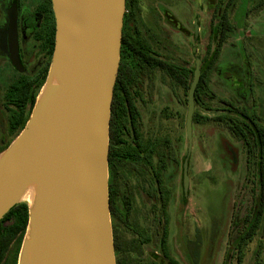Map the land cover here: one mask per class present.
Instances as JSON below:
<instances>
[{
    "label": "flooded vegetation",
    "instance_id": "obj_1",
    "mask_svg": "<svg viewBox=\"0 0 264 264\" xmlns=\"http://www.w3.org/2000/svg\"><path fill=\"white\" fill-rule=\"evenodd\" d=\"M173 2L156 0L155 11L146 6L150 12L146 16L139 0H134V10L126 6L125 0L119 65L124 87L133 96L137 116L133 128L128 123L121 128L118 140H111L109 134L108 200L115 264H180V260L197 264L200 257L202 236L198 229L194 230L192 238L186 237V233L180 236L181 256L173 253L170 231L174 220L170 204L174 188L173 185H166L164 180L171 154L169 150L159 154L158 134L141 127L140 106L143 104L140 105L139 101L142 92L160 87L173 93L175 87H181L186 91L187 112V91L195 61L198 60L199 75L193 96L192 121L199 123L198 120L208 118L198 113V106L205 112H217L213 120L223 124L237 140L245 154L246 167H249L251 143L256 145L257 155L262 151L259 148V138L264 139V126L259 124L261 118L238 100L217 98L214 92L209 91L208 85L211 74L215 72L214 65L221 46L232 30L230 11L233 19L238 14L246 17L247 13L234 8L235 0L234 6H208L207 0H198L196 16L190 19L187 29H182L189 38V44L181 47L174 42V32L175 27H182L162 7ZM263 4L264 0H257L254 6ZM207 9L211 10L209 18ZM54 34L51 0H0V130L4 128L6 134L0 142V152L19 133L23 127H19V121L32 109L47 75ZM213 54L216 57L208 75V59ZM234 90L243 89L236 85ZM186 155L187 139L180 165V209L185 207L188 199L190 153L186 162L188 182L185 187L183 162ZM120 167L126 168L127 172L123 171L122 175ZM132 178L135 180L132 181ZM253 180L251 186L257 184V179ZM196 249L197 262H193ZM131 254L136 258L129 263L128 255Z\"/></svg>",
    "mask_w": 264,
    "mask_h": 264
},
{
    "label": "water",
    "instance_id": "obj_2",
    "mask_svg": "<svg viewBox=\"0 0 264 264\" xmlns=\"http://www.w3.org/2000/svg\"><path fill=\"white\" fill-rule=\"evenodd\" d=\"M51 5L55 34L46 78L24 126L0 152V219L27 204L16 264H115L107 164L125 0ZM198 75L196 60L187 91L185 187Z\"/></svg>",
    "mask_w": 264,
    "mask_h": 264
},
{
    "label": "rangeland",
    "instance_id": "obj_3",
    "mask_svg": "<svg viewBox=\"0 0 264 264\" xmlns=\"http://www.w3.org/2000/svg\"><path fill=\"white\" fill-rule=\"evenodd\" d=\"M139 1L144 7V15L150 13L146 6L155 11L156 0ZM207 2L208 6H214L216 0ZM256 2L257 0H235L234 8L238 7L247 16L238 14L233 19L230 11L232 30L221 46L214 65L215 72L211 74L208 85L209 91L214 92L217 98L238 100V103L260 117L259 124L264 126V4L254 6ZM162 7L182 27H175V44L181 47L188 45L189 38L182 29H187L190 19L196 16L198 0H174L172 4ZM210 13L211 10L207 9V18ZM209 52L208 47V55ZM236 85L244 91H235ZM173 90V93L160 87L146 90L142 92L141 100L147 102L139 101L140 105L143 104L140 106L143 122L141 127L158 134L159 154L167 150L171 154L164 180L166 185H173L174 188L170 204L174 220L170 231L173 253L181 256L183 248L178 245L180 236L186 233V237L192 238L194 230L198 229L202 241L197 264H234V260L229 257V249L237 234L240 220L252 203L251 187L254 185H251L254 183L253 178L258 175L256 145L251 143L249 167H246L245 154L237 140L228 133L223 124L213 120L217 112H205L198 106V113L208 118L198 120L199 123L192 121L188 199L185 207L180 209V165L186 148V91L178 86ZM5 137V130L1 128L0 142ZM123 171L127 172V169L120 167L119 172L122 175ZM133 180L135 179L132 178ZM8 223L5 221L3 226ZM259 242L262 245L259 264H264V218L245 248L242 264L252 263ZM20 245L21 242L18 245L14 239L4 252L0 264H12L14 257L18 256ZM135 258L134 254L128 255V262L131 263ZM179 262L193 264L192 261Z\"/></svg>",
    "mask_w": 264,
    "mask_h": 264
},
{
    "label": "trees",
    "instance_id": "obj_4",
    "mask_svg": "<svg viewBox=\"0 0 264 264\" xmlns=\"http://www.w3.org/2000/svg\"><path fill=\"white\" fill-rule=\"evenodd\" d=\"M126 3V6H129L131 10H134V0H126ZM233 4L234 0H216L214 6H232ZM215 57L216 55L213 54L208 59V75L210 73L209 69L215 61ZM121 74V67L119 65L111 102L109 134L110 139L113 141L118 140L121 128L126 123L130 124L132 128L135 126L137 116L136 108L132 102L133 96L129 89L124 87L125 82ZM29 114L25 115V117L19 121V127L24 126L23 124H25ZM259 142V148L262 151L257 155L258 175L256 178L257 184L251 187L252 203L244 217L240 220L241 222L238 225L237 234L234 236V240L230 244L229 257L234 260V264H242L245 248L256 234L264 218V139L260 137ZM27 217V204L25 202H19L12 206L0 219V260L8 245L14 239H16L18 245L20 244L27 224ZM5 221H8L9 223L6 226H3ZM261 247V242H259L251 264H259ZM197 253L196 249L193 252V262H197ZM16 259L17 256L14 257L12 264H16Z\"/></svg>",
    "mask_w": 264,
    "mask_h": 264
},
{
    "label": "bare ground",
    "instance_id": "obj_5",
    "mask_svg": "<svg viewBox=\"0 0 264 264\" xmlns=\"http://www.w3.org/2000/svg\"><path fill=\"white\" fill-rule=\"evenodd\" d=\"M23 198H24L25 201H28V202H29V200H30V193L27 192V193L24 195Z\"/></svg>",
    "mask_w": 264,
    "mask_h": 264
}]
</instances>
